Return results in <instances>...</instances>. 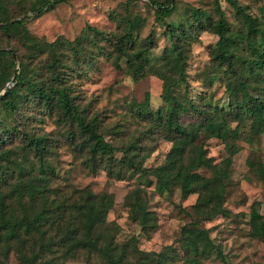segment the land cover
<instances>
[{"label":"trees","instance_id":"1","mask_svg":"<svg viewBox=\"0 0 264 264\" xmlns=\"http://www.w3.org/2000/svg\"><path fill=\"white\" fill-rule=\"evenodd\" d=\"M65 1L35 0L25 14L32 12L37 18ZM214 2L216 20L199 9L190 12L189 16L197 28L209 29L217 36L210 50L214 66L210 71V82L218 79L219 72L224 74L227 107L199 106L188 98L182 45L191 36L189 27L193 24L174 27L167 21L175 10L174 0H150L154 22L171 41L162 55L152 61L164 77L163 105L152 110L146 95L141 102L133 103V107L135 113L150 124L147 132L160 133L171 142V147L161 164L146 168L143 162L151 148L145 149L139 140L132 141L126 148L106 141L99 132V120L95 116L88 117L86 108L76 101L72 88L75 68L65 60L67 54L64 51L66 48L76 55L82 47L83 37L72 42L62 36L53 42L33 37L22 19L7 17L0 0V30L21 36L22 45L31 50L27 60L16 54L18 68L12 78L0 69V92L3 91L0 108L15 117L20 114L22 103L29 101L36 107L43 105L49 116L56 113L57 123L68 126L63 135L66 134L68 139L78 135L73 146L83 157V166L92 173L104 170L109 179L116 180L137 175L144 181L152 175L155 189L160 193L176 188L185 199L196 194V201L188 212L192 227L182 228L186 238L182 250L187 264H200L201 258L212 253L222 257L208 229L200 224L228 215L225 194L233 156L239 152L237 141L242 138L252 146L264 131V13L253 15L237 0H226L241 22V27L235 29L228 22L219 0ZM91 31L96 37L105 35L95 28ZM153 41L149 34L144 45L135 47L133 34L127 30L115 38L108 55L114 57L113 64L117 68L125 59L132 68L133 78L138 80L146 74ZM48 51L50 56L44 63L40 57ZM14 52L13 47L0 50L1 57L11 56L12 67L15 66ZM29 60L35 65L30 67ZM9 80L12 83L6 85ZM181 84H185L184 91L178 90ZM18 129L16 123L0 124V264H5L10 251H14L19 264H55L57 252L63 258L84 252L88 256H98L105 264H122L128 243L118 245L114 224L107 221L113 196L108 192L95 194L89 187L63 189L53 186V177L57 175L47 156L53 155L52 145L58 140L46 135L25 134L20 151L15 152L6 144L14 139ZM213 137L220 139L228 152L218 163L208 155L206 147V141ZM117 152L121 156H117ZM247 166L264 190V161L249 157ZM124 205L143 234L148 235L157 228V218L148 208L143 188H132L125 196ZM259 205L260 202H255L251 206L249 234L264 238V216ZM130 243L141 260L155 256V264L169 262L165 251L139 250L136 238Z\"/></svg>","mask_w":264,"mask_h":264},{"label":"rangeland","instance_id":"2","mask_svg":"<svg viewBox=\"0 0 264 264\" xmlns=\"http://www.w3.org/2000/svg\"><path fill=\"white\" fill-rule=\"evenodd\" d=\"M35 0H2L6 15L11 19H22L27 31L33 37L46 42H53L59 36L68 41L82 38V47L76 55L65 48V60L75 68L72 73L74 96L81 107L86 108L88 117L99 120V132L104 139L115 145L126 148L132 141L139 140L145 149L151 148L149 156L143 162L146 168L161 164L171 147V142L160 133L149 134V123L135 113L133 103L141 102L146 95L152 110L163 105V75L152 63L168 47L170 40L162 29L154 22L153 6L150 0H67L59 3L41 16L34 18L32 12L25 14ZM162 1V0H161ZM215 0H174L175 10L167 18L174 27H189L191 36L183 39L185 50V78L188 98L199 106H225L228 104L224 88V74L218 73V79L210 82V71L214 69L210 50L217 36L209 29L197 28L189 13L199 9L212 20L217 19L214 11ZM240 5L247 6V11L259 16L264 13V0H237ZM228 22L233 28H240L241 22L233 14L232 7L226 0H219ZM203 19V17H202ZM92 28L101 30L104 36L96 37ZM127 30L133 34L134 46L139 47L147 42L152 34L154 41L150 44L149 63L146 62V74L135 80L132 68L125 59L120 67L113 64V56L108 50L113 49V41ZM20 38V39H19ZM23 39L0 30V50L16 49L18 56L27 60L30 55L22 45ZM10 55L0 56V69H4L11 78L18 68V59L13 58L15 66L10 65ZM50 52L43 54L44 63ZM11 57V56H10ZM35 65L33 60H29ZM41 72V69L38 68ZM11 82L9 80L6 85ZM178 88L184 91V85ZM3 91L0 92V94ZM58 115L49 116L44 106L36 107L29 101L22 103L20 114L13 117L0 108V124L4 126L16 123L18 133L6 144L15 152L27 136L46 135L58 140L52 145L53 155L47 156L57 177L54 185L63 189L89 187L95 194L108 192L113 196V205L107 214V221L114 224L115 241L119 246L127 244V251L122 264H155V256L141 260L132 245L131 239L136 238V245L144 252H167V264H187L182 250L186 238L182 235L183 227H192V219L188 215L191 205L196 201V194L182 198L178 189L160 193L155 189V178L147 176L127 177L123 180L109 179L104 170L90 172L82 164L83 157L74 148L78 140L68 139L63 132L68 128L58 124ZM188 118V117H187ZM248 122V120H247ZM234 124V123H233ZM239 152L233 156L230 175L227 180L225 207L227 216H217L211 221L202 222L201 227L208 229V234L222 253V257L212 253L201 258L200 264H264V238L251 237L249 234V213L255 202H260L259 211L264 216V190L262 184L247 166V159L264 161V131L251 146L244 139L237 141ZM5 147V146H4ZM208 155L214 162L222 161L228 152L220 139L210 138L206 141ZM117 156H121L117 152ZM135 187L144 190V198L148 208L155 213L157 228L148 235L143 234L137 223L129 217L124 205L126 194ZM55 264H105L103 259L92 254L78 253L75 257L63 258L61 253L55 254ZM152 261V262H151ZM151 262V263H150ZM5 264H19L14 251H10Z\"/></svg>","mask_w":264,"mask_h":264},{"label":"water","instance_id":"3","mask_svg":"<svg viewBox=\"0 0 264 264\" xmlns=\"http://www.w3.org/2000/svg\"><path fill=\"white\" fill-rule=\"evenodd\" d=\"M171 1H173V0H171ZM13 58L15 59L16 58V56L13 54ZM13 80V79H12ZM12 83V81L8 84V85H10Z\"/></svg>","mask_w":264,"mask_h":264}]
</instances>
